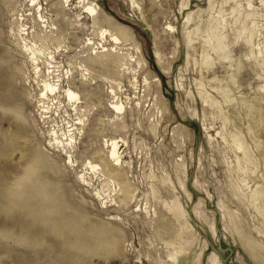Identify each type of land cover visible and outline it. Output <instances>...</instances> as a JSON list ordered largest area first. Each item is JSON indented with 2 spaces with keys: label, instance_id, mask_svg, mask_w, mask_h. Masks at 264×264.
<instances>
[{
  "label": "rangeland",
  "instance_id": "374dc122",
  "mask_svg": "<svg viewBox=\"0 0 264 264\" xmlns=\"http://www.w3.org/2000/svg\"><path fill=\"white\" fill-rule=\"evenodd\" d=\"M45 1L57 19L81 9ZM94 1L100 14L67 25L50 76L82 95L76 110L63 90L40 95L13 42L17 14L33 23L28 0H0V264H264V0ZM103 26L123 42L87 100L74 66ZM72 123L74 165L54 138ZM112 136L113 180L85 164Z\"/></svg>",
  "mask_w": 264,
  "mask_h": 264
},
{
  "label": "bare ground",
  "instance_id": "6f19581e",
  "mask_svg": "<svg viewBox=\"0 0 264 264\" xmlns=\"http://www.w3.org/2000/svg\"><path fill=\"white\" fill-rule=\"evenodd\" d=\"M40 1L41 0H28L27 3L29 5V8L33 9V11L31 10V18L33 20V23L30 25L31 29L29 28L30 26H28L27 23L23 21V14H17V17H15L17 19V26H11V33L14 36L13 42L20 48L21 53L32 65L33 73L38 78V85H41L40 95H42L43 97H49L50 95H55L57 94V92H61L63 90L68 103H70L72 107L74 106L76 110H80L83 107L82 103H84L82 95L77 90L73 89L70 85L63 84L62 86L61 83H57V81L55 79H52L50 76L51 74H55L56 71V65L54 63L55 53L61 47L62 42L66 41V38L68 37L67 33H70L67 30V25H73L76 29L81 28L82 26H84V23L81 22L82 12H87L89 16L94 17L100 14V8L97 2H95L94 0H77L76 3H79V6H81V12L80 10H78L76 20L70 21L66 20L65 14L62 17H58V19L53 17L54 15L50 17L51 13H44V5H42ZM72 1L73 0H58L52 4L54 5V8L65 12L66 9L72 8ZM119 33V30L115 31L109 27L103 26L99 27L97 30L99 40L96 41L91 35H88L85 38L84 43L91 47V51L89 52V54H87V57L84 58V60L83 58H81L83 61L80 60L81 62L76 63L74 67L80 68V72L82 74L80 82L83 85L88 86L87 94L85 96V99L87 100H93L98 93L95 88L90 86L92 81H94L95 77L98 74L97 67H111L118 62V56L113 52L117 51L118 44L123 42L122 36ZM75 36V40H78L79 37L77 33H75ZM108 39L112 41L109 46L107 44H104L105 41H103ZM108 42L109 41H107V43ZM87 58H89V60H87ZM126 63L127 61H122V64L126 65ZM42 65L46 67L43 69ZM28 77L29 76H27V78ZM111 91L113 92V96H116V89L112 88ZM112 106L117 111L124 108V104L118 100L114 101L112 103ZM83 119L84 118L79 116V120L77 122L82 123ZM73 123L68 129L69 136L66 138V140H64L63 137H59L58 134L56 135V137L52 136V138L54 137L58 141V146H62L60 148L61 152L64 153V155L67 157L68 162L74 165L75 159L72 158V149L74 148L73 141H76L77 130L78 132H81V127L75 126ZM100 127L99 130H101ZM118 141V137L116 136L105 138V143L109 148L105 151L99 148L102 152L99 149L95 148L94 156H98L100 159L93 160L91 158H86L85 164L94 172H99L102 174V176L105 175L111 180H113V177L115 175L121 176L119 172L121 153ZM234 142L237 144V147L242 149L245 148L244 141L242 140L241 136H235ZM260 191H262V189H260L259 187H256L254 189V193ZM124 200L128 202V198H124ZM257 206L264 208V203L261 205L257 204ZM164 219H166V217L161 214L158 222L163 223ZM69 238H71V236H65L64 239L61 240L60 245L67 249Z\"/></svg>",
  "mask_w": 264,
  "mask_h": 264
}]
</instances>
